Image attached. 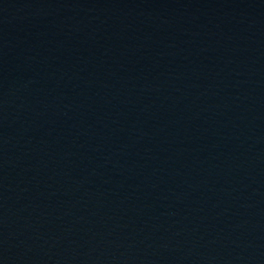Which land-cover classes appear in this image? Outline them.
Masks as SVG:
<instances>
[{
  "label": "water",
  "instance_id": "95a60500",
  "mask_svg": "<svg viewBox=\"0 0 264 264\" xmlns=\"http://www.w3.org/2000/svg\"><path fill=\"white\" fill-rule=\"evenodd\" d=\"M0 264H264V0H0Z\"/></svg>",
  "mask_w": 264,
  "mask_h": 264
}]
</instances>
